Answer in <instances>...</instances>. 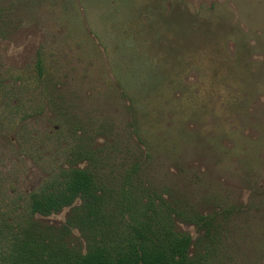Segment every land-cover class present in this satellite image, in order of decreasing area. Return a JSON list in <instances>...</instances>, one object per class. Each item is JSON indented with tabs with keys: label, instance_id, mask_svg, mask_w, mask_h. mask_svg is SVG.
Masks as SVG:
<instances>
[{
	"label": "rangeland",
	"instance_id": "obj_1",
	"mask_svg": "<svg viewBox=\"0 0 264 264\" xmlns=\"http://www.w3.org/2000/svg\"><path fill=\"white\" fill-rule=\"evenodd\" d=\"M72 1H0V218L28 214L85 129L104 124L96 144L120 140L118 161L145 152L137 121L145 179L202 211L241 208L224 262L264 264V0H134L121 19Z\"/></svg>",
	"mask_w": 264,
	"mask_h": 264
},
{
	"label": "trees",
	"instance_id": "obj_2",
	"mask_svg": "<svg viewBox=\"0 0 264 264\" xmlns=\"http://www.w3.org/2000/svg\"><path fill=\"white\" fill-rule=\"evenodd\" d=\"M115 1V8L110 0L103 4L113 19H121L134 0ZM3 12L0 6V23ZM38 67L43 70L42 57ZM131 128L146 150L139 147L136 155L127 147L121 161L115 157L122 151L120 140L96 144V137L107 133L104 124L100 133L85 129L70 152L71 167L60 168L31 195L28 214L0 218V264H228L233 259L224 262L230 218L243 210L219 204L218 210L202 211L176 188L145 179L153 153L148 140L143 144L137 121ZM67 208L63 223L36 219ZM181 224L194 226L198 236Z\"/></svg>",
	"mask_w": 264,
	"mask_h": 264
}]
</instances>
